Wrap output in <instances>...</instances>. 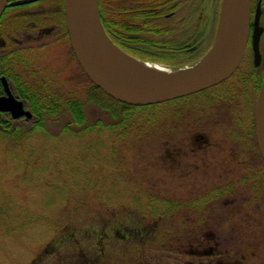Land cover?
<instances>
[{"label":"rangeland","instance_id":"obj_1","mask_svg":"<svg viewBox=\"0 0 264 264\" xmlns=\"http://www.w3.org/2000/svg\"><path fill=\"white\" fill-rule=\"evenodd\" d=\"M212 1L209 6L204 5L211 13L217 5ZM222 5L216 26L210 30L211 38ZM11 14L10 22L6 17L0 21V38L6 41L5 47L0 46V54L14 51V37L25 41L28 47L38 48L33 50L34 59L29 66L19 69L25 79L33 80L34 87L55 85V89L42 88L52 97L59 92L62 98L70 94L84 99L90 84L77 62L68 56V49L48 47L47 38L26 42L37 31L24 27L14 33V12ZM43 44L46 46L42 47ZM138 51L141 56L130 55L160 63L158 56L152 54L155 50ZM166 68L182 71L179 67ZM11 87L14 90L12 82ZM28 96L38 106L48 102L38 92ZM180 110V119L172 104L145 111L146 120L137 121L139 129L120 139L104 130L79 133L82 130L77 126H72L75 134L62 135L63 127L71 121L67 113L47 120L51 136L38 133L12 143L0 135V264H187L184 255H171L168 250L177 238L186 247L190 230L195 229L196 234L207 220L199 221V214L195 220L183 218L185 208L170 214L171 218H157L144 207L150 197H158L162 209V202L169 199L200 200L209 187L235 189L234 195L226 199L228 214L220 223L223 232L235 226L239 228L235 232L242 233L237 244L242 241L248 248L264 249V223L251 218L260 215L259 210L257 215L252 213L251 206L264 201L262 160L259 157L254 163H259L257 171L250 172L252 161L239 159L246 149L225 144L222 139L228 134L225 129L223 132L222 125L191 127L189 122L203 119L209 111L213 115L214 109L191 110L189 119L185 116V104L180 105ZM85 111L92 123L110 120V115L95 104L86 103ZM3 119L12 120L8 114ZM33 122L21 119L13 125L29 130ZM198 131L219 144L216 155H212L215 148L207 151V160L195 159L191 154V139L197 137ZM242 203H247V210L241 208ZM245 212L250 216L246 217ZM229 219L239 226L225 223ZM136 222L142 227L139 236L134 234L137 238H132L131 233L130 244L129 240L119 242ZM216 222L217 230V215ZM243 233L256 238L247 239ZM113 243H118L115 251Z\"/></svg>","mask_w":264,"mask_h":264},{"label":"flooded vegetation","instance_id":"obj_2","mask_svg":"<svg viewBox=\"0 0 264 264\" xmlns=\"http://www.w3.org/2000/svg\"><path fill=\"white\" fill-rule=\"evenodd\" d=\"M20 0H10L11 2ZM210 0H100V15L107 35L117 46L125 49L128 54L140 55L145 49L155 50L153 55L157 57V61L172 68L182 70L191 69L195 67L209 52L215 43L217 29L215 35L211 38L210 30L215 28V20L217 12L220 10L221 4L224 0L216 1L215 11L209 12L208 6ZM212 1V2H213ZM260 6V20L259 31L262 29L260 36L259 52L256 55L254 40L255 35V20ZM209 4V5H208ZM204 5H208L205 7ZM6 21L11 20V13L14 12V33L19 28L26 27V30H36V36L30 35L26 42H33V40L48 39V47H65L68 49V56L73 59L72 47L68 35L65 18V0H33L31 3L17 7H8ZM207 13V14H206ZM212 14V17H211ZM217 22V21H216ZM0 24V28H1ZM3 29V28H2ZM0 29V35L2 34ZM0 46H6V41L0 38ZM46 45H42L44 47ZM40 47V48H42ZM208 47V49H207ZM39 48V49H40ZM38 49V48H34ZM32 47H28L25 41L14 37V90L11 89L15 99L23 102L26 110L33 112L35 109H44L34 104L28 95L33 92H38V95H47L44 92L46 88L53 87V84H46L34 87L29 81L19 73V69L23 66L22 60H25L28 65L33 59ZM13 51V50H11ZM5 52L0 55H4ZM141 56V55H140ZM155 57V58H156ZM259 60V61H258ZM256 62L259 64L256 66ZM264 78V0H251V18H250V32L246 44L243 59L237 70L225 81L214 85L208 89L194 93L187 97H182L173 100L172 107L178 119L182 116L180 105L185 104L188 112L187 119L190 118V112L194 109L198 112H206L214 109V114L210 115L209 111L204 114L203 119L189 122L191 127L197 125L196 128H208L213 123L222 125L223 132L228 134L222 139L225 144H231L244 147L243 154L239 157L241 161H252V168L248 171H257L258 158L264 160L259 152L255 133V104L259 92L261 82ZM2 84L4 96V86ZM11 85V81H9ZM37 84V83H36ZM64 88V87H63ZM55 89V88H54ZM59 90V89H58ZM57 92L55 96L61 95ZM53 95V94H52ZM166 104V103H163ZM160 104L158 107L164 106ZM217 107V108H216ZM178 109V110H177ZM197 123V124H196ZM178 126V124L176 125ZM197 137L191 139V154L195 159L207 160L211 148H215L212 155L218 153V143L213 142V139L200 132ZM219 143L221 140L216 139ZM238 154V153H237ZM250 157V159L242 158ZM237 160V157L234 159ZM207 171H205L206 173ZM197 190V189H196ZM210 187L205 191V195L200 197V200H190L187 202H174L170 206V211H162L160 217H170L173 212L182 210V217L195 220V215H198L202 221H206L205 227H201V231L196 232L195 229L190 230L187 238V246L182 247L179 243V238L172 245L169 250L171 255L183 256L188 259L187 264H264V249H251L243 244H237L236 239H240L242 233L235 232L239 230L232 226L231 230L223 232L221 219L227 217L226 199L234 195L232 186H228L227 190L219 189L222 192L218 196H214L210 200ZM217 190V191H219ZM199 191V190H198ZM214 193L216 191H213ZM206 199H203V197ZM185 205V206H184ZM184 206V207H183ZM242 209H248L247 203L241 204ZM252 213L257 215L259 210V218L251 217L256 223H264V201H258L256 206H251ZM196 211V212H195ZM197 213V214H196ZM249 217L248 212L244 213ZM216 215L220 226L216 222ZM232 219V217H228ZM228 220L227 224H236L232 220ZM247 220V219H246ZM223 222V224H225ZM213 224V225H211ZM137 229V230H136ZM141 228H133L127 233L125 237H121L120 241L129 240L131 233L132 238H137L135 235L140 234ZM135 234V235H134ZM143 235H146L143 232ZM243 235H246L243 233ZM247 239H255L256 237L245 236ZM119 240V239H118ZM133 240V239H132ZM129 244L132 241H127ZM158 244V243H157ZM155 244V245H157ZM118 245V243H117ZM117 245L113 243L115 251Z\"/></svg>","mask_w":264,"mask_h":264},{"label":"water","instance_id":"obj_3","mask_svg":"<svg viewBox=\"0 0 264 264\" xmlns=\"http://www.w3.org/2000/svg\"><path fill=\"white\" fill-rule=\"evenodd\" d=\"M32 1L9 3L10 0H0V19L8 7ZM250 5L251 0H229L225 18L222 20V12L220 15L215 43L206 56L195 67L178 71V76L164 82L146 80L118 56L117 50L121 49L110 40L103 27L99 0H65V18L73 53L90 81L118 102L145 107L198 93L228 79L244 56L250 32ZM260 6L261 3L258 4L253 37L258 58L263 31L257 29ZM258 64L256 62V66ZM1 81L6 94L0 97V113L9 114L13 120L22 117L31 120L32 112L25 109L23 102L15 99L7 79L2 77ZM255 133L264 160V78L255 106Z\"/></svg>","mask_w":264,"mask_h":264},{"label":"trees","instance_id":"obj_4","mask_svg":"<svg viewBox=\"0 0 264 264\" xmlns=\"http://www.w3.org/2000/svg\"><path fill=\"white\" fill-rule=\"evenodd\" d=\"M5 13H8V11H6ZM74 61H76L75 58ZM20 64L24 67L29 66L25 60H22V63ZM16 65H14V51L8 52L4 55H0V79L1 77H6L9 81L14 83V66ZM81 71L84 78L90 84L89 89L86 90L87 92L84 99H79L70 94L66 98H62L61 95L55 97L41 95L46 98L48 102H46V105L41 104L39 106L40 108L43 107L44 109H35L33 111L34 122L29 130H24L20 126L14 127V121L9 120V122H6L3 119V116L6 114L0 113V135L12 143H18L19 141L28 137L31 138L38 133L44 134L46 136H51L52 133L48 129L46 124L47 120H53L61 114L67 113L71 121L70 124H66L63 127L61 133L62 135L64 132H71V134H75V131L72 130V126H77L80 128V130H82V132L79 130V133H89L104 130L108 131L112 137H118L120 139L128 136L130 133L134 132L135 129H139V127H137V121H142V119L146 120L145 111L158 107L157 105L136 107L118 102L106 95L91 81H89L82 69ZM1 94H3V90L0 81V95ZM86 103L95 104L100 109L106 111L110 115V120L100 119L94 123L90 122L85 111ZM168 104L172 103L169 102L163 105ZM227 187L225 188V191L227 190ZM217 190L219 189L213 190L216 191L215 193L213 191L209 192L210 200L213 199L214 196H218L222 193L220 192V190ZM203 199H206V197L204 196ZM160 201L161 200L158 197H150L148 199V204L144 207V210L149 211L152 215H156V217L159 218L160 214H162V211H170V206L172 204L174 205L173 200L169 199V201L162 202L164 206V208L162 209L159 207ZM134 226L135 228H141V226L137 222L136 225H133V227Z\"/></svg>","mask_w":264,"mask_h":264},{"label":"bare ground","instance_id":"obj_5","mask_svg":"<svg viewBox=\"0 0 264 264\" xmlns=\"http://www.w3.org/2000/svg\"><path fill=\"white\" fill-rule=\"evenodd\" d=\"M229 0H225L223 9H222V20L225 18V15L227 13ZM118 56H120L122 59L125 60V62L133 67L136 71L140 72L142 74L141 76H144L148 81L152 82H164L168 81L172 78H175L180 73L171 72L169 69H167L165 66L160 64H149L146 62H143L137 58H134L126 53H124L122 50H117Z\"/></svg>","mask_w":264,"mask_h":264}]
</instances>
